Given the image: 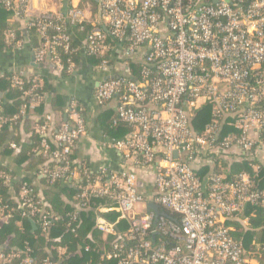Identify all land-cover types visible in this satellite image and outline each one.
Wrapping results in <instances>:
<instances>
[{
  "label": "built area",
  "instance_id": "1",
  "mask_svg": "<svg viewBox=\"0 0 264 264\" xmlns=\"http://www.w3.org/2000/svg\"><path fill=\"white\" fill-rule=\"evenodd\" d=\"M57 3L56 9L45 10L35 9L34 0H0L9 16L5 43L23 48L25 40L13 28L21 21L38 35L34 60L39 64L71 75L77 52L102 57L94 67L100 76L94 101L113 111L109 127L130 129L122 138L101 134L99 152L108 164L92 168L69 160L87 137L84 104L69 100L66 123L55 130L52 116H42L36 127L41 152L57 164L50 172L41 169L39 178L78 190L65 231L75 234L77 212L90 197L98 198L102 203L94 228L102 239L113 238L102 259L115 264H259L264 246L253 240L246 248L235 241L229 223H247L239 215L248 206L264 208V187H259L264 171V0ZM73 28L84 34L81 46ZM61 55L69 56L65 63ZM130 63L139 64L136 73ZM11 86L22 91L24 81L14 74ZM35 89L33 83L24 93ZM40 101L36 95L19 114ZM200 113L208 116L201 129L196 128ZM108 152L120 158L117 167L106 159ZM236 163L250 171L233 173ZM38 198L22 182L20 216H39L47 234L57 218L43 211ZM8 209L0 204V218ZM55 249L65 254L64 247ZM16 257L0 251V264ZM21 264L37 263L25 257ZM39 264L56 263L46 257Z\"/></svg>",
  "mask_w": 264,
  "mask_h": 264
},
{
  "label": "trees",
  "instance_id": "2",
  "mask_svg": "<svg viewBox=\"0 0 264 264\" xmlns=\"http://www.w3.org/2000/svg\"><path fill=\"white\" fill-rule=\"evenodd\" d=\"M4 17L5 11L0 8V52L13 48V45L5 43V33L9 27L5 25L7 22ZM13 28L17 32V38L27 40L33 50L39 48L40 40L34 29L26 28V34H24L22 30ZM75 33L79 32L73 28V34ZM79 37H81L80 34ZM82 37L84 38V36ZM79 55L80 52H77L73 56L75 63ZM68 57V55H61L62 62L65 63ZM85 57L91 68L99 65L103 60L102 57ZM138 66V63H130L134 73L138 70ZM14 74L24 81L22 91L11 86V79ZM61 75L68 76L64 72H61ZM33 83H36V89L29 95L25 94V90L30 89ZM48 93V86L41 76H37L34 80L21 77L15 72L0 74V94H2L0 97V118L4 120L0 122V152L4 150V154L9 155L12 163L21 167L24 173L21 178H16L15 174L7 167L0 166V204H5L9 208L3 215V219L0 218V251L16 254L17 257L10 264H21L25 257L32 258L37 264L46 257H49L56 264H115L114 261H107L101 257L102 253L108 250L109 243L113 238L102 239L94 228L96 211L102 200L92 197L88 199L85 208L77 212L74 223L76 233L71 234L65 231L66 222L75 212L76 201L73 200V196L78 193V190L72 185L63 184L57 180L50 183L49 177L39 178L41 169L50 172L57 164L49 159V154L41 152L42 137L36 133V127L43 123L41 118L47 105L49 104V111L46 113L48 112L52 116L51 126L54 130L66 123L64 118L67 112L66 100L60 94L53 95L52 98L48 99ZM36 95L42 96V101L33 109H28L24 116L20 115L21 106L28 103ZM113 115L111 109L103 112L99 118V128L105 136L122 138L130 132V129L125 125L109 127ZM199 115L201 116L203 113ZM82 116L85 119V112ZM207 119L208 116L203 115L202 121L198 122L196 128L201 129ZM11 143L16 145L15 150L8 148ZM50 146L53 149L52 143ZM75 158L77 159V150L73 152L69 160ZM243 169L250 171L244 163H236L231 166L233 173H238ZM30 173H34L35 179L38 178L42 187L41 194L35 189L32 180L28 177ZM22 182H27L34 193L39 196L38 199L41 201L43 211L55 215L57 218L52 220L47 234H43L41 231L39 216L33 217L32 220L20 216L21 211L18 208L17 199ZM259 187H264V171L259 176ZM106 216L111 219L113 217L112 214H106ZM239 217L240 219L248 218V221L246 225L241 224V221L229 223L233 227L232 238L241 242L246 248L251 246L253 240L259 246H264V208L248 206ZM2 220L6 222H2ZM32 223H34V227ZM8 237L11 239L10 244L8 247H3ZM57 246L65 248L63 256L58 255L55 249ZM85 246L89 247L87 251ZM261 254L263 255L259 259V264H264V253Z\"/></svg>",
  "mask_w": 264,
  "mask_h": 264
},
{
  "label": "crops",
  "instance_id": "3",
  "mask_svg": "<svg viewBox=\"0 0 264 264\" xmlns=\"http://www.w3.org/2000/svg\"><path fill=\"white\" fill-rule=\"evenodd\" d=\"M34 7L35 9L51 10L56 9L58 7V3L53 4L46 1L43 2L41 0H34ZM4 19L6 22L9 19L6 12ZM5 25H7V23ZM14 27L18 30H22L23 33L26 34V26L23 22L16 21L14 23ZM79 34L81 37L84 36L83 33H75V43L81 46L84 38H78ZM33 59L34 50L28 44L27 40H25V44L22 49L12 48L11 50L0 52V74L5 72H15L21 77L27 79L31 78L34 80L37 76H41L45 79L48 86V99L52 98L53 95L60 94L66 100V105L71 99H77L79 102L83 103L87 109L85 118L88 125V132L87 137L79 141L77 148L75 149V151L77 150V159L83 161L92 168H98L104 163L108 164L103 155L99 152L102 132L98 125L101 114L107 111V108L98 106L93 98L96 82L100 76L96 73L94 68H91L88 65L87 59L82 52L76 61L75 72L65 77L62 76L60 72L52 70L50 68V64H39L35 60L33 61ZM0 96L2 97V94H0ZM46 111H49V104L46 107ZM46 111L44 114H49L48 112L46 113ZM105 156L106 159L111 161L113 167H117V163L120 162V158L116 153L108 152ZM0 166L7 167L15 174L16 178L24 176L22 168L15 166L10 160L9 155L4 154V150L0 152ZM28 177L32 180L31 182L35 189H37L41 194L42 187L38 178H34V173H30ZM2 222L6 221L2 220ZM241 224L246 225V223L244 224L242 222ZM10 240V237H8L3 247H8Z\"/></svg>",
  "mask_w": 264,
  "mask_h": 264
},
{
  "label": "water",
  "instance_id": "4",
  "mask_svg": "<svg viewBox=\"0 0 264 264\" xmlns=\"http://www.w3.org/2000/svg\"><path fill=\"white\" fill-rule=\"evenodd\" d=\"M33 61H34V59H33ZM50 68H51L52 70H55V67H54L53 65H50ZM0 97H1V96H0ZM64 118L66 119V115L64 116ZM148 208H149L150 210L154 211L156 215H159V212H158V209H157L156 206L150 204V205L148 206ZM32 226L34 227V223H32Z\"/></svg>",
  "mask_w": 264,
  "mask_h": 264
},
{
  "label": "rangeland",
  "instance_id": "5",
  "mask_svg": "<svg viewBox=\"0 0 264 264\" xmlns=\"http://www.w3.org/2000/svg\"><path fill=\"white\" fill-rule=\"evenodd\" d=\"M46 2L53 3V4H57V0H46Z\"/></svg>",
  "mask_w": 264,
  "mask_h": 264
}]
</instances>
